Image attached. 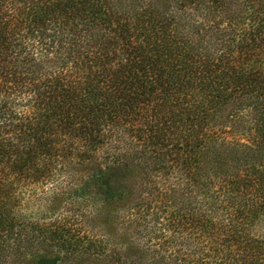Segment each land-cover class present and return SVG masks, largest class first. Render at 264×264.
Here are the masks:
<instances>
[{"label": "trees", "instance_id": "trees-1", "mask_svg": "<svg viewBox=\"0 0 264 264\" xmlns=\"http://www.w3.org/2000/svg\"><path fill=\"white\" fill-rule=\"evenodd\" d=\"M0 264H264V0H0Z\"/></svg>", "mask_w": 264, "mask_h": 264}]
</instances>
